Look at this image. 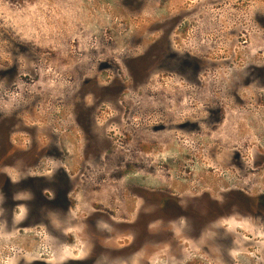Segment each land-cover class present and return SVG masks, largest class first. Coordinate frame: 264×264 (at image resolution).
I'll return each instance as SVG.
<instances>
[{"label":"rangeland","instance_id":"obj_1","mask_svg":"<svg viewBox=\"0 0 264 264\" xmlns=\"http://www.w3.org/2000/svg\"><path fill=\"white\" fill-rule=\"evenodd\" d=\"M263 53L264 0H0V176L44 177L52 221L15 208L0 264H264V217L230 197L264 187L262 137L216 108L263 94Z\"/></svg>","mask_w":264,"mask_h":264},{"label":"flooded vegetation","instance_id":"obj_2","mask_svg":"<svg viewBox=\"0 0 264 264\" xmlns=\"http://www.w3.org/2000/svg\"><path fill=\"white\" fill-rule=\"evenodd\" d=\"M262 58L264 67V53L262 55ZM262 87L263 94L261 96L227 98L229 102H226L224 104L220 103L216 108L218 109V121L222 122L224 118H226L227 113L234 111V114L240 116L238 122L242 124V130H246L251 135L262 137V140L257 141V144L251 145V147L248 149V151L252 154L250 155V160L246 162V164L248 163V166H244L243 169L248 172L247 174H250V179L248 178V181H250V183H253V181L256 180V183H261L262 185H264V81ZM236 158L237 160L244 159L242 154H237ZM247 168L252 172L250 173ZM16 179L17 182L14 183L13 179L7 175L0 176V225H7L11 227L13 222L12 216L14 214L15 208L23 207L27 210V216L24 217L23 220L25 221L21 222V224L17 227V230L37 227L41 228V224H44L45 226L50 228L52 221L48 219L47 216L41 215V201L43 200V198L41 197V192L46 189V179H44V177L31 178L24 176L22 178ZM67 183L70 184L69 181ZM31 187L35 195L34 200H36V203L33 202V208L30 206L29 202L27 203L25 200L22 201L17 198L19 194H25V192L30 191ZM70 190L71 187L68 185L65 194H68ZM230 197L235 198L241 206L246 207L241 210L244 213L243 215L264 217V187L252 195L247 194L244 190L241 189L239 192L231 193ZM70 206V204H67L62 208V210H60L62 211V216L64 215V213H67V211L70 210ZM140 219V217L137 218L135 223L132 225L134 229H136V227H138L139 229V225H141ZM93 222L94 219L92 218V215H90L86 221L87 226L91 228ZM216 232L217 233L215 236L217 238L216 243L218 244V247L223 250L230 249L233 246L231 235L227 231L217 230ZM140 239L141 238L138 233L137 237L128 244V252L136 253V251L139 249L138 246L140 244ZM100 244L101 242L99 241H88V245L90 246L91 250L95 248L98 250L96 252V256L100 253H103L100 252ZM91 253L93 254V251ZM90 256L92 255L90 254ZM218 260L223 259L219 258ZM92 262L93 261H91L90 263Z\"/></svg>","mask_w":264,"mask_h":264}]
</instances>
